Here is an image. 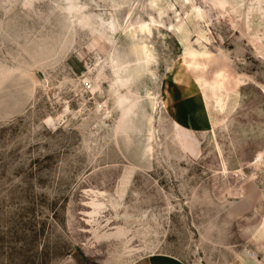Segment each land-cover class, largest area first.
<instances>
[{
	"label": "rangeland",
	"instance_id": "1",
	"mask_svg": "<svg viewBox=\"0 0 264 264\" xmlns=\"http://www.w3.org/2000/svg\"><path fill=\"white\" fill-rule=\"evenodd\" d=\"M264 264V0H0V264Z\"/></svg>",
	"mask_w": 264,
	"mask_h": 264
},
{
	"label": "crops",
	"instance_id": "2",
	"mask_svg": "<svg viewBox=\"0 0 264 264\" xmlns=\"http://www.w3.org/2000/svg\"><path fill=\"white\" fill-rule=\"evenodd\" d=\"M139 264H180L179 262H176L174 260L168 259V258H161L158 257L156 259H153L151 261H144Z\"/></svg>",
	"mask_w": 264,
	"mask_h": 264
}]
</instances>
